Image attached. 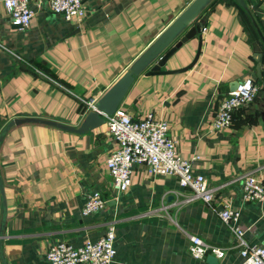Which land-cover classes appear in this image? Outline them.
I'll return each mask as SVG.
<instances>
[{"label":"crops","instance_id":"1","mask_svg":"<svg viewBox=\"0 0 264 264\" xmlns=\"http://www.w3.org/2000/svg\"><path fill=\"white\" fill-rule=\"evenodd\" d=\"M0 0V134L14 119H35L78 129L95 104L183 16L196 0H88L81 21H66L45 0L31 3L35 17L21 29ZM164 71L137 76L120 107L134 119L153 113L168 121L184 159L216 192V205L232 204L241 223L256 228L250 245L264 247V202L245 200L244 180L264 182V66L258 77L255 48L264 55V0H209L168 52L195 26ZM163 54V55H164ZM261 54V53H260ZM155 64V63H153ZM153 66V65H151ZM247 79L256 99L234 114L231 128L211 131L219 106ZM101 127L78 134L39 122L16 125L0 148L7 219L2 240L8 264H50L48 249L75 247L116 227L113 264H208L189 251L190 236L219 248L220 264H243L241 247L214 209L188 201L190 190L173 177L136 168L131 188L113 190L107 160L117 144ZM101 192L108 204L82 215L88 195ZM218 207V208H219ZM3 198L0 193V222ZM0 264H4L0 258Z\"/></svg>","mask_w":264,"mask_h":264},{"label":"built area","instance_id":"2","mask_svg":"<svg viewBox=\"0 0 264 264\" xmlns=\"http://www.w3.org/2000/svg\"><path fill=\"white\" fill-rule=\"evenodd\" d=\"M38 6L45 0H36ZM51 11L66 21H81L86 15L85 2L88 0H47ZM33 0H4L5 9L12 24L21 29L28 28L35 17ZM2 44L0 43V48ZM258 87L252 79L239 84L222 100L213 119L211 131L217 132L231 128L234 114L257 97ZM95 109V102H87ZM108 133L117 144V149L107 160L115 194L127 192L132 186V176L139 166L145 167L152 176L173 177L182 189L192 193L188 201L200 200L210 206L222 222L230 229L241 247L243 264H264V247L250 245L246 235L256 228L241 223V211L232 204L216 205L215 190L210 188L206 177L194 169L200 158L195 155L184 159L178 151V142L170 133L169 123L149 113L142 119H134L119 107L112 115L104 116ZM245 200L251 203L264 202V182L255 175H247L244 180ZM108 204L101 192L88 195L82 209L84 217L100 212ZM219 207V208H218ZM116 227L110 225L105 234L95 241L75 247L68 242L52 245L46 254L50 264H113L116 256ZM190 254L196 259H204L208 254L219 259L225 257L224 251L207 244L197 236H190Z\"/></svg>","mask_w":264,"mask_h":264},{"label":"water","instance_id":"3","mask_svg":"<svg viewBox=\"0 0 264 264\" xmlns=\"http://www.w3.org/2000/svg\"><path fill=\"white\" fill-rule=\"evenodd\" d=\"M209 0H196L189 10L181 16L175 24H173L160 38L157 42L132 66L130 71L126 72L111 88L108 92L95 104V109L91 111L85 118L83 124L80 128H70L62 126L57 123L47 122L42 120L35 119H14L9 124L6 125L4 130L0 134V148L5 136L8 132L15 127L16 125L24 124L27 122H39L55 126L70 132L85 134L92 130H95L105 124V115H112L121 105L125 95L133 84L135 78L139 76L142 72L150 68L147 72L149 76L153 75H164V74H176L182 73L190 70L197 63L199 54L201 52V45L199 48L198 55L194 62L185 69L177 71H164L162 70L168 64L169 60L174 57L177 51L191 38L200 33V26H195L184 38H182L175 46H173L168 52L165 50L172 45L175 41L178 34L191 23H193L200 9L208 2ZM257 53L255 58L257 61V72L258 77L262 78V67L264 66V55L260 52V46L255 48ZM261 53V54H260ZM164 54V55H163ZM155 63V64H153ZM153 65V66H151ZM0 193L3 198V214L0 222V258L4 264H8L2 250V240L4 238V229L7 219V210H6V198L4 192V182L3 177L0 171ZM208 264H220L219 259L214 255H208L207 257Z\"/></svg>","mask_w":264,"mask_h":264},{"label":"rangeland","instance_id":"4","mask_svg":"<svg viewBox=\"0 0 264 264\" xmlns=\"http://www.w3.org/2000/svg\"><path fill=\"white\" fill-rule=\"evenodd\" d=\"M107 133H108V131H107Z\"/></svg>","mask_w":264,"mask_h":264}]
</instances>
